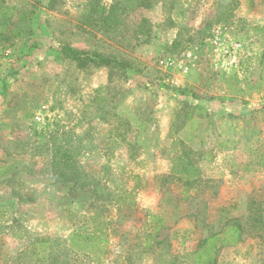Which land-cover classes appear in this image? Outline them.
Listing matches in <instances>:
<instances>
[{
    "label": "rangeland",
    "instance_id": "374dc122",
    "mask_svg": "<svg viewBox=\"0 0 264 264\" xmlns=\"http://www.w3.org/2000/svg\"><path fill=\"white\" fill-rule=\"evenodd\" d=\"M99 229L107 260L69 248ZM214 235L264 264V0H0V264H199Z\"/></svg>",
    "mask_w": 264,
    "mask_h": 264
},
{
    "label": "trees",
    "instance_id": "16d2710c",
    "mask_svg": "<svg viewBox=\"0 0 264 264\" xmlns=\"http://www.w3.org/2000/svg\"><path fill=\"white\" fill-rule=\"evenodd\" d=\"M114 7L112 10L107 12V15L102 16V22L103 25L108 26L109 23L111 22V14L114 13ZM19 33H15V36H18ZM62 53L70 60L77 62L78 67H87L88 63L92 62L95 67L100 68V67H107L110 69L117 68L119 70H126L127 65L124 62H118L115 59H111L108 57H105L100 54H94L90 55L88 53H84L83 51H78L74 48L71 47H65L62 49ZM156 234L155 236H158V231L160 229V226H158L157 222H160V218L156 217ZM110 225V223H105L104 226L107 227ZM103 229V228H102ZM104 229L103 231H93L92 233H86V234H81V233H72L69 237V248L73 250L74 252H85L87 250H96V254L98 250H101V255L103 257V261L107 260V255L110 252L109 249V233L107 230ZM154 236H152L153 238ZM218 237L217 235L212 236L211 238L207 239L205 241L206 247H204L203 251L199 253V264H212L215 259L214 256L212 255L213 251V244L217 241ZM148 243L146 246L149 244L150 245V240H147ZM92 254V253H91ZM96 256V255H95ZM100 260V259H99ZM98 264H101L100 261H98Z\"/></svg>",
    "mask_w": 264,
    "mask_h": 264
},
{
    "label": "crops",
    "instance_id": "0c3cea01",
    "mask_svg": "<svg viewBox=\"0 0 264 264\" xmlns=\"http://www.w3.org/2000/svg\"><path fill=\"white\" fill-rule=\"evenodd\" d=\"M158 226H160V222H157Z\"/></svg>",
    "mask_w": 264,
    "mask_h": 264
}]
</instances>
